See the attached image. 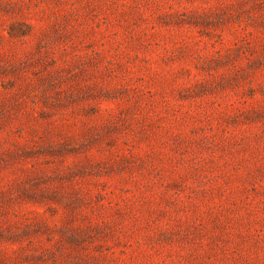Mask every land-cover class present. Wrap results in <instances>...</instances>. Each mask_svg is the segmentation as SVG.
Segmentation results:
<instances>
[{"label": "rangeland", "instance_id": "374dc122", "mask_svg": "<svg viewBox=\"0 0 264 264\" xmlns=\"http://www.w3.org/2000/svg\"><path fill=\"white\" fill-rule=\"evenodd\" d=\"M0 264H264V0H0Z\"/></svg>", "mask_w": 264, "mask_h": 264}]
</instances>
